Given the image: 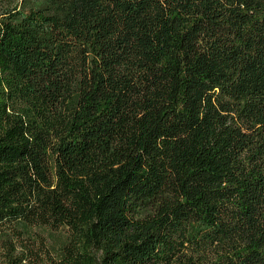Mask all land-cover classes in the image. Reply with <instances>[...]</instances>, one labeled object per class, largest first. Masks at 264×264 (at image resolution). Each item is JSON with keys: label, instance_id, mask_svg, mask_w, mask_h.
<instances>
[{"label": "trees", "instance_id": "1", "mask_svg": "<svg viewBox=\"0 0 264 264\" xmlns=\"http://www.w3.org/2000/svg\"><path fill=\"white\" fill-rule=\"evenodd\" d=\"M47 254L264 264V0H0V264Z\"/></svg>", "mask_w": 264, "mask_h": 264}, {"label": "rangeland", "instance_id": "2", "mask_svg": "<svg viewBox=\"0 0 264 264\" xmlns=\"http://www.w3.org/2000/svg\"><path fill=\"white\" fill-rule=\"evenodd\" d=\"M52 252H53V250H52ZM53 254H54V252H53ZM53 254L52 255L51 254H47L45 256V258H44L45 264H54V261L52 260V258L54 257Z\"/></svg>", "mask_w": 264, "mask_h": 264}]
</instances>
